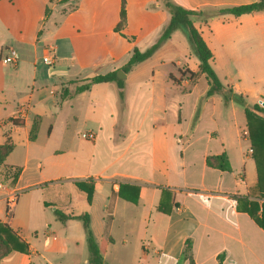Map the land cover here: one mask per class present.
Segmentation results:
<instances>
[{"label": "crops", "instance_id": "1", "mask_svg": "<svg viewBox=\"0 0 264 264\" xmlns=\"http://www.w3.org/2000/svg\"><path fill=\"white\" fill-rule=\"evenodd\" d=\"M172 1L208 13L262 0ZM170 18L160 0H0V145H14L0 168V221L28 245L0 264H89L82 221L61 222L56 211L90 215L96 241L106 243L104 264H178L188 240L191 259L182 264H217L219 255L223 264H264V154L253 155L247 125L241 132L237 101L207 96L180 30L122 69ZM194 25L233 93L264 104L250 68L264 66V10ZM11 48L18 63L3 65ZM119 70L122 86L90 83ZM222 154L231 171L207 164ZM4 167L19 170L14 182L3 180ZM80 182L93 184L91 202ZM10 188L19 197L7 220ZM252 204L263 226L246 212Z\"/></svg>", "mask_w": 264, "mask_h": 264}, {"label": "trees", "instance_id": "2", "mask_svg": "<svg viewBox=\"0 0 264 264\" xmlns=\"http://www.w3.org/2000/svg\"><path fill=\"white\" fill-rule=\"evenodd\" d=\"M162 6L170 13L171 18L167 26L163 29L161 36L155 44L146 49L145 51H140L135 48L129 61L122 68L125 73L129 72L139 63L150 58L158 49H160L171 37L175 31H182L188 38L190 45L194 54L198 57L199 72L206 76L209 83V90L207 96H212L215 94H220L224 98V102L227 105L232 99L244 105L245 114L247 117V125L249 131V137L252 144L253 155L257 156L259 154H264V106L260 104H255L253 106H248L242 95L234 94L231 87L224 85L220 78L218 77L214 67L212 66L213 53L203 39L200 31L195 27L194 20L197 17H202L205 21H209L214 15H219L223 13L232 14L234 16H240L246 13H251L254 11L264 10V0L237 7H228L222 9H215L204 13L202 11H193L185 9L184 7L176 4L172 0H160ZM126 25V11L124 5L121 10V21L116 27V30L121 31ZM191 76L196 74L188 71ZM117 81L119 86L122 83L117 78L116 72H111L106 75H99L91 79L90 83H103ZM89 88V84L81 85L77 87L74 93L82 92ZM37 127L34 126L32 130V138H35V132ZM14 148L13 143L7 138L6 142L0 145V168L3 167V163L6 158L12 152ZM207 164L211 167H216L224 171H231L230 162L225 154L219 156H210L207 158ZM19 175V170L13 167H4V181L7 182L15 179ZM77 185L86 192L87 199L91 202L93 184L90 182L88 185L86 183H77ZM253 206V204H252ZM246 212L256 221L260 226L262 222L257 216V210L254 208H246ZM57 219L61 222H66L70 219H79L83 223L84 230L87 236V245L89 250V264H104L105 248L106 243L102 241L98 243L95 239L91 228L90 215L88 213H83L79 215L75 214H65L60 211H56ZM12 252L28 253V245L22 240L9 225L2 223L0 221V260L8 256ZM186 258L191 259V243L188 240L186 248L184 250V255L178 262L182 264V261ZM224 256L219 255L217 259V264H223ZM191 264L193 262L191 261Z\"/></svg>", "mask_w": 264, "mask_h": 264}, {"label": "rangeland", "instance_id": "3", "mask_svg": "<svg viewBox=\"0 0 264 264\" xmlns=\"http://www.w3.org/2000/svg\"><path fill=\"white\" fill-rule=\"evenodd\" d=\"M215 68H216V71L218 73V77L221 79L222 83L224 85H227L226 84L227 83V79H226L227 74H226V72L224 70V67L220 66V65H217ZM235 68H238V67H234L233 69H235ZM250 68H251V75H253V77H254L256 87H258L259 90H261V92H264V66H251ZM235 80L238 81V77L237 76H236ZM245 101H246V104L248 106H253V105L256 104L252 98H246ZM257 104H260V105L264 106V104L261 103L260 101ZM236 108H237V111H236L235 115H236V118L239 121L240 130H241V132H243V129H245L246 125H247L244 105H242L241 103L237 102L236 103ZM232 114L233 113L230 110H228L226 112V116H231ZM224 120H226V122L229 124L228 117H226V119H224ZM241 134H243V133H241ZM241 138H242L243 144L245 145V150L249 149L250 148V141L249 140H243V138H244L243 135L241 136Z\"/></svg>", "mask_w": 264, "mask_h": 264}, {"label": "built area", "instance_id": "4", "mask_svg": "<svg viewBox=\"0 0 264 264\" xmlns=\"http://www.w3.org/2000/svg\"><path fill=\"white\" fill-rule=\"evenodd\" d=\"M19 55L15 49H9L7 54L1 58V63L3 65H16L18 63ZM44 61L47 63H51V58L46 56L44 57ZM91 137V134H89ZM0 189H4V184L0 183ZM19 197V192L16 189H7L6 194L4 196L6 203V218L7 220H11L14 209L17 204V200Z\"/></svg>", "mask_w": 264, "mask_h": 264}, {"label": "water", "instance_id": "5", "mask_svg": "<svg viewBox=\"0 0 264 264\" xmlns=\"http://www.w3.org/2000/svg\"><path fill=\"white\" fill-rule=\"evenodd\" d=\"M120 74H123V75H124V72L121 71V70H119V71L117 72V76L119 77Z\"/></svg>", "mask_w": 264, "mask_h": 264}]
</instances>
